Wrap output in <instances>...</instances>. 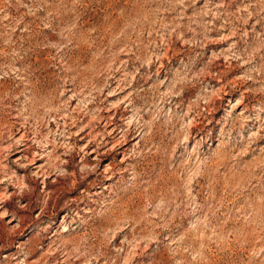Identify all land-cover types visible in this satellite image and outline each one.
<instances>
[{
    "label": "rangeland",
    "instance_id": "rangeland-1",
    "mask_svg": "<svg viewBox=\"0 0 264 264\" xmlns=\"http://www.w3.org/2000/svg\"><path fill=\"white\" fill-rule=\"evenodd\" d=\"M68 263L264 264V0H0V264Z\"/></svg>",
    "mask_w": 264,
    "mask_h": 264
},
{
    "label": "bare ground",
    "instance_id": "bare-ground-1",
    "mask_svg": "<svg viewBox=\"0 0 264 264\" xmlns=\"http://www.w3.org/2000/svg\"><path fill=\"white\" fill-rule=\"evenodd\" d=\"M119 112V111H118ZM103 117V116H102ZM107 119V118H106ZM112 119V118H111ZM113 120V119H112ZM25 125V124H24ZM120 133V132H119ZM124 136H126V134H124ZM109 141V140H108ZM38 174V173H37ZM43 175V174H42ZM40 175V176H42ZM67 216L64 217V219H66ZM19 247V246H18ZM5 257H8V256H5ZM69 264V263H68Z\"/></svg>",
    "mask_w": 264,
    "mask_h": 264
}]
</instances>
